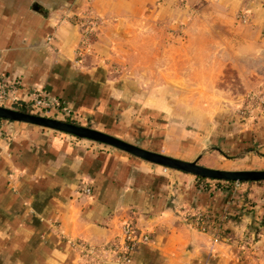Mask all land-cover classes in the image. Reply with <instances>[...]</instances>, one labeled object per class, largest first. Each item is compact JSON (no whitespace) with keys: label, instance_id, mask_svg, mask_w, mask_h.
Segmentation results:
<instances>
[{"label":"crops","instance_id":"crops-1","mask_svg":"<svg viewBox=\"0 0 264 264\" xmlns=\"http://www.w3.org/2000/svg\"><path fill=\"white\" fill-rule=\"evenodd\" d=\"M263 38L264 0H0V79L19 81L24 102L42 86L115 137L141 125L159 139L145 149L181 160L198 159V143L212 136L230 139L232 150L256 144L261 156L248 153L238 170H264V115L230 134L217 135L210 122L190 132L191 117H171L168 102H146L143 112L145 100L114 75V64L140 57V43L149 42L144 72L159 74L161 90H216L218 58L242 74L251 56L264 59ZM200 94L189 104L200 106ZM214 151L200 163L223 169L217 161L228 152ZM199 218L213 225L203 231ZM263 219L264 184L223 192L115 149L0 122V264H82L71 242L122 244L125 222L149 235L131 264H264Z\"/></svg>","mask_w":264,"mask_h":264},{"label":"rangeland","instance_id":"rangeland-1","mask_svg":"<svg viewBox=\"0 0 264 264\" xmlns=\"http://www.w3.org/2000/svg\"><path fill=\"white\" fill-rule=\"evenodd\" d=\"M262 40H264V38ZM91 44L93 43L89 40L87 47H89ZM148 44H146V42L140 43L141 47H138V51H139L138 55H141L140 57L136 59L135 58H132V59L124 58L123 64L121 65L114 64L116 65V68L114 69L115 79L120 80L122 83V87L126 88L127 91L131 90L132 92L136 93L138 97H140V100L142 101L145 100V104H141L139 106L140 110L143 109L142 110L143 112H148L149 110L148 106L146 105V102L147 103L150 102L152 104L156 103L158 105H159V102H168L166 106L162 105V107H165V109L169 111V114L171 117H176V118L177 117H183V118L191 117V119L188 121L189 123L188 128L190 129L188 131L190 132L192 130L196 131L197 128L204 127V125L207 127L206 128V131H207L208 126L211 123L210 124L211 129L212 127H218L217 135L220 133L222 135L223 134L225 135V134H230L232 132L238 131L239 129H241V125H244V124L253 125L255 124V122L259 121L260 118H262L261 116L264 115V63H263L264 59L263 57H260V58L253 57L252 58L251 56L249 58V63L244 66V69H243L244 72L242 74H238L237 70L230 68V66L226 64L228 63L226 62L227 59L218 58L217 62L218 63L222 62L223 66L218 67L219 68L218 72H221V70L222 72L221 74L220 73L217 74V86L218 87L216 90H203V91H194V92L189 91V90L178 91L174 88H170L169 90H161L160 86H158L159 81L161 80L159 77V74L157 75L154 73L151 74V73L144 72V65H143L144 61L146 59H149L148 63L150 65V61L153 60L152 57L150 58L145 57V53H146L145 51L148 50L147 49ZM154 45L155 46H153V49L159 48L158 47L159 45L157 43H154ZM201 45L203 46L202 47L203 49L205 46L203 44ZM263 46H264V42H263ZM148 48L150 50V46ZM217 50H219V47ZM150 53L151 52H149V54ZM250 54L252 55V53ZM156 60H159V59H156ZM161 60L165 61V59L160 58L159 61ZM200 60H204V59L201 58ZM155 67L157 66H154V68ZM199 76H201L202 78H209V76L207 75L202 76L201 74ZM155 79H157L158 84L154 83ZM168 81L169 82L171 81V77L169 78ZM160 83H162V81H160ZM191 93H195L196 95H199V93H201L200 98H197V100H195V101L202 103L200 106L199 105L194 106V105L189 104V102H192L194 100L192 99ZM23 106L27 107L30 110V114L54 118V119L66 121L69 123H73V124H77L81 126H88V127L93 128L91 124L85 123L86 119L84 117H80V115L77 112H75L72 107H70L71 112L69 114L56 113L55 111L41 113L33 109L29 101L18 103V104H7L3 107L19 110L18 108L23 107ZM124 110H127V107H122V109H120V111H124ZM142 111H139V112L142 113ZM133 112H134L133 110L132 112H130L131 115L126 114L127 121L120 120L121 121L120 123L122 125L131 124L129 122V119L132 121V119L136 116V113H133ZM215 115L217 116L215 117ZM204 117H212L213 121L212 120H211L212 122L207 121ZM191 120H194V121H191ZM117 122H119V120ZM181 123L182 122H178V121L176 122L177 125H180ZM22 125L32 127L31 125H27V124H22ZM40 129H43V128H40ZM130 129H131L130 131L133 133V136H130V137L124 136L125 134L126 135H130V134L122 132L120 133L121 138L119 137L117 138L127 141L132 144H139V146L142 148H144L143 146L145 145V143L151 142V140L154 141V139H156V137H153V135L146 134L145 128L142 127L141 125L138 126L137 124L136 125L133 124L130 127ZM43 130H48V129H43ZM99 131H102V130H99ZM53 132L59 135H62L64 137L70 138L74 141H88V140H81L73 136L60 133V132H56V131H53ZM102 132L107 133L109 135L113 134L112 133L113 131L111 132L109 130L102 131ZM207 138L208 136L205 139ZM157 140L159 139L157 138L156 141ZM160 140H162V137ZM226 140H227L226 138H223V140L220 142L218 140L215 141V137L212 136V138L209 139L210 143H206V145L204 143L199 142L198 144L202 148V151H203L200 153L199 158L202 157L203 155L208 158L210 155L217 154L215 153L214 150L224 149L228 153L222 152V155H220L222 159L217 161L218 162L217 165L221 166L223 170H238V168L241 167V162L246 159V155L248 153L253 152V154L261 156L259 151H257L258 147L256 146V144L252 145V143H250L245 146H239V147L236 146V149L232 150V149H229L230 147L229 144H231L232 141L229 139L226 142ZM88 143L102 150L115 149V148L102 145L99 143H95L92 141H88ZM168 147L171 148V145ZM251 148H253L252 151L249 150ZM200 164L203 165L202 163ZM161 168L164 169V171L178 172V171L166 169L164 167H161ZM219 185H221V182H219ZM239 189L236 191H231V192L225 191V192L235 193L239 191ZM208 224L210 226L213 225L210 220L208 221ZM258 227L261 230H264V219L261 220V222H259ZM221 229L225 231L223 226L222 227L220 226V230Z\"/></svg>","mask_w":264,"mask_h":264},{"label":"water","instance_id":"water-1","mask_svg":"<svg viewBox=\"0 0 264 264\" xmlns=\"http://www.w3.org/2000/svg\"><path fill=\"white\" fill-rule=\"evenodd\" d=\"M0 119L10 123L27 124L106 145L147 163L178 171L194 177L219 182L256 183L264 181V170H223L209 168L200 164V158L185 161L158 152L144 149L139 144H132L117 137L66 121L21 112L17 109L0 106Z\"/></svg>","mask_w":264,"mask_h":264},{"label":"built area","instance_id":"built-area-1","mask_svg":"<svg viewBox=\"0 0 264 264\" xmlns=\"http://www.w3.org/2000/svg\"><path fill=\"white\" fill-rule=\"evenodd\" d=\"M243 19L245 20V17ZM19 87V81L8 82L0 79V106L24 102L18 96ZM28 101L33 109L41 113L55 111L56 113L69 114L71 112L70 106L65 101L51 96L40 85H35L30 90ZM240 186L239 182H221L219 188L221 191L231 192L238 190ZM84 193L90 195L91 189H85ZM196 223L203 231L207 230L210 226L208 220L201 218ZM148 240L149 235L147 233L140 234L134 224L125 222L122 225V244L102 247L84 242H71L70 244L72 247L78 249L80 258L83 261L82 264H107L111 257H114L117 264H131L136 246Z\"/></svg>","mask_w":264,"mask_h":264},{"label":"trees","instance_id":"trees-1","mask_svg":"<svg viewBox=\"0 0 264 264\" xmlns=\"http://www.w3.org/2000/svg\"><path fill=\"white\" fill-rule=\"evenodd\" d=\"M18 109H19V111H21V112L30 113V110H29L27 107H25V106L20 107V108H18ZM0 122H8V121L0 119ZM252 149H253V148H251V149H249V150L252 151ZM249 150H248V151H249ZM196 180H197L198 183H204L205 185H208V186H209L210 184H216L217 186H220V185H219V181H208V180H206V179L199 178V177H196ZM256 183H257V184H264V181L256 182ZM244 184H246V183H240V185H244ZM225 232H226L227 235H229V232H228V231L225 230Z\"/></svg>","mask_w":264,"mask_h":264}]
</instances>
